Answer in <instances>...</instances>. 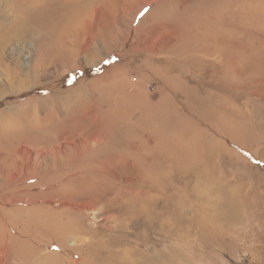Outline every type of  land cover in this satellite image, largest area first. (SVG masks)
I'll use <instances>...</instances> for the list:
<instances>
[{
	"label": "rangeland",
	"instance_id": "rangeland-1",
	"mask_svg": "<svg viewBox=\"0 0 264 264\" xmlns=\"http://www.w3.org/2000/svg\"><path fill=\"white\" fill-rule=\"evenodd\" d=\"M233 1L237 10L236 20L234 34L230 31L228 39L232 41L235 37L238 49H248L249 46L253 49L264 40V34L260 32H264V0ZM143 2L36 0L33 3L32 0H0V39L2 35L6 36L5 40H0L3 50L0 55V224L3 225L1 233L11 235L12 241L6 234L0 238L15 249L13 252L8 250L7 264H169L165 257L171 256L164 254L169 252L167 246L171 241L163 237L157 226L154 227V221L149 222V217L138 223L134 209L127 208L122 200L125 190L120 180L134 181V175L143 173L147 180L149 157L171 159V162L164 160L165 168H172L174 158L183 157L167 154L165 148L170 145L162 136L167 131L163 130L166 123H156L155 129L160 128V133L150 137L153 125L149 117L154 118L155 112L163 105L168 107L173 99L186 113L189 112L182 104L184 94L176 95L171 82L180 88H190L188 93L193 92V96H197V92L192 88L202 92L212 84L213 70L188 60L187 53L192 46L202 45L205 49H213L208 47L213 42L214 26L212 24L211 28L209 19L213 1L153 0L147 5ZM73 3L77 5L74 9L70 8ZM240 4H244L246 11L243 7V11H240ZM43 5L47 7V25L30 33L27 27L31 26L25 23V19ZM197 7L203 8L200 23L194 18L196 15L193 11ZM90 8H97L100 14L94 11L90 16ZM149 10L153 12L148 19L153 21L143 26L140 21ZM79 20H82L80 25L86 22L87 27L100 30L102 39L90 41L84 52L79 47L74 51V47L78 46L74 39L76 32H69L79 26ZM138 26L142 29L135 31ZM21 29L25 33L22 37L19 36ZM220 30L223 32L221 27L218 32ZM190 31L193 35L188 37ZM218 32L217 36L224 40L226 33L219 35ZM187 37L192 38V42L184 41L179 46L178 40ZM63 38L66 43L61 42ZM172 41L176 42L172 44ZM173 45L176 50H171ZM200 55L206 60L205 55ZM218 55L207 59L218 65ZM222 57L225 61L230 59ZM28 66L32 67L28 69ZM225 67V70L231 69L228 63H225ZM113 68L119 69V73L115 81L111 79L112 84L110 82L106 86L104 80H96L104 79ZM7 69L13 71L14 75L5 73ZM106 89L108 91L104 97L110 91V98L119 101L120 111L111 108L109 113H105L111 105L100 94L104 95ZM136 90L143 96L139 97L140 100L130 95ZM98 107L101 109H96ZM239 107L246 127L252 125L251 128L262 136L260 144L247 141V148L264 152V95L251 93L239 101ZM189 116L192 117L190 113ZM197 123V120L188 122L184 127L186 137L182 138L186 145L184 156L189 158L187 164L192 166V170L185 178L177 173L169 186L184 192L188 190L193 203L197 198L191 195V188L199 176L201 186L206 183L207 174L211 178L227 179L230 186L242 184V198L251 200L245 214L247 222L252 228L264 222V163L256 159L251 151L241 148L239 152L247 153L244 154L246 163L229 164L219 153L210 169L204 164L199 166L194 160L203 150L199 131L207 128V125L201 122L197 126ZM98 128L106 134L104 144L100 145L102 148H97L93 141L78 140L84 137L90 140L91 134H96ZM233 129L234 139L241 142L246 133L237 130L234 124ZM72 135L81 152H69L61 147L64 144L62 139ZM216 135L222 146L224 137ZM95 138L101 140L103 137ZM86 144L91 146L92 152L87 162L80 157L86 152ZM25 148L31 151V156H27ZM37 150L42 154L36 156ZM113 155L121 157L116 166V156ZM15 156L20 157L17 162L12 159ZM30 158L38 160L41 167L27 171L25 164L29 163ZM101 162L106 164L102 165ZM21 165L25 172L20 171ZM128 165L131 167L128 168ZM155 172L161 173L162 170L155 169ZM192 173L198 176L195 178ZM138 179L141 180L140 176ZM141 199L139 205H142ZM165 207L159 205L160 215L165 216ZM245 226L244 223L236 224L234 232L241 234ZM234 238L232 233L226 235L221 245L211 244L199 254L195 252V255L198 260L204 256L206 264H218L221 256L224 261L219 264L229 260L235 264V251L241 244L240 240L236 242L238 239L235 241ZM120 259H124L123 262Z\"/></svg>",
	"mask_w": 264,
	"mask_h": 264
},
{
	"label": "bare ground",
	"instance_id": "bare-ground-1",
	"mask_svg": "<svg viewBox=\"0 0 264 264\" xmlns=\"http://www.w3.org/2000/svg\"><path fill=\"white\" fill-rule=\"evenodd\" d=\"M151 1L153 0H144L143 4L147 5V3ZM212 1L213 3H211V6L213 7L212 8L213 14H212V11L209 13V19H210L211 28H212V24L214 26L213 42L208 47L211 46L213 47V49L212 50L205 49L201 45L199 47L192 46L188 49L189 53H187V51L185 52L187 53L188 60L191 59L193 60V62L195 61L198 62L201 65L200 67H208L209 69L213 70V74L211 76L212 84L208 85V87H206V89L202 92H198L197 88H192L194 92H197V96H193V92L188 93L190 92V88H187V89H184V87L180 88V87H177L173 82H171V87L174 89V91H176V95L184 94L183 96L184 100L182 104L186 107V110H188L189 112L186 113L184 109L178 106V104L173 99L172 104H169L168 107L163 105V108H161L158 112H155L154 118L149 117L151 119L150 121L151 126L153 125L150 137H153L154 135H157L160 133V128H158V130L155 129L157 128L155 127L156 123L158 124L166 123V126H164L163 130L166 129L167 131L164 132L162 136L164 137V139H166V141L169 142V145H170L169 147L165 148L167 150V154L169 156L176 155V156H183V157H179L177 159L174 158V162H172V168H168V167L165 168L164 160L167 159L169 162H171V159L165 156H163V158L165 157V159H162V160H158L157 159L158 156H152L151 158L149 157L147 161L149 162L150 172L147 173L148 174L147 180H145L146 175L144 173L134 175V178H133L134 181L130 180L127 182L126 180H120V183L122 184V188L125 190L124 195L122 196L124 198L122 200L126 204L127 208H130V210L134 209L133 214L137 215L135 219L138 221V223L140 222L141 219L146 220V217H149V222L153 223L154 221L155 222L154 227L157 226L159 232L163 233L164 235L163 237L166 240L169 239L171 241V244L167 246V249L168 250L170 249L169 252L167 254H164L165 256L167 255L171 256V257H165V259H167V263L169 264H206L204 262V259H205L204 256H202V259L198 260V258L195 255V252L199 254L200 252L205 250L204 247L211 246V244L221 245V240L224 239V236L226 235L229 236L231 233L234 234L235 241L237 238L238 240L236 242L240 240V244H241L239 249L235 251L236 255H235V259L233 260L235 264H264V222H260L257 226H254L253 228L250 227L251 225L250 222H247L246 219L248 217L245 218V214H246V211L248 210L249 201L251 200L246 201L242 198V190H243L242 184L236 183L230 186L227 183V179H215L213 177L211 178L210 175L207 174L205 177L206 183H204V185L201 186L199 184V182L202 181L200 180L201 176L197 177L198 176L197 173H192L191 174L192 176H195V178L196 177L199 178V179L196 178L195 185L193 186V188H191L193 189V194L189 192L193 197L197 198V200L193 203H192V200L189 198L190 195L188 194V190L184 192L183 190L179 188H174V187L172 188L169 186L171 180L173 181L175 180V175L177 173L181 177H184L189 171L192 170V166L187 164L189 158L184 156L186 145L184 143L185 141H182V138L186 137V132L184 131V127L185 125L187 126L188 122L190 123V121L195 122V120H197L198 121V123L196 124L197 126H200L201 122L207 125V128L203 127V129H200L201 131H199V133L202 134L203 150L201 154L198 155V159H197V156L194 157V160H197L196 162L199 164V166H202L204 164L206 165L207 169L208 168L210 169L214 158H216L217 154L219 153L221 156L227 159L229 164L242 163V162L246 163L247 160L245 159V156H242V153L239 152L241 148L247 150L248 152L251 151L257 159H259L261 162L264 163V152H261V151L257 152L254 149L249 150L246 146L247 141L260 144L262 142V136L257 132L255 128L254 129L251 128L253 127L252 125H250L249 127H246L244 116L242 115L240 111V107H239V101L243 97L251 93H254L257 96L264 95V40L256 44L253 47V49L250 46L248 49L243 48V47L238 49L239 46L236 45L235 37L232 38V41L228 39V33L230 31L232 34H234V25H235V20H236L235 17H236V11H237L236 7L234 6V1L233 0H221L217 3H215L216 0H212ZM32 2L35 3L36 0H32ZM29 4H32V3L29 2ZM73 4L74 5L71 6L70 8L77 6L75 3ZM156 4L159 5L161 4V2L159 3L156 2ZM243 5L244 4L239 5L240 11L241 10L243 11V8L246 11L245 6ZM44 6L45 5L38 8L37 10L34 11V13L26 17L25 23L31 26V27H27L30 33L38 27L47 25V20H46L47 15L45 12L47 7H44ZM90 9L92 10L90 11L91 12L90 16L92 13H94V11L97 12V15L100 14L97 8H90ZM138 10H135V12H137ZM220 11L221 13H218ZM152 12L153 11L151 10L148 11L147 16L140 21L141 25L145 26L150 21H153L152 19H148V17L151 16ZM193 12H194V15H196L194 17L195 21L200 23L202 21L203 8L201 10L199 7H197ZM220 14L221 16H219ZM77 21L78 19L76 20V22ZM81 21L82 20H79L78 22L79 26L77 28L72 26L73 28L69 32H73V34H75L76 32L74 39L77 41L76 43L78 46L74 47V51L77 47H79V49H81V51L84 52V50H86V48L89 47L90 41H96L99 39L102 41V39H101L100 30L94 31L92 27L91 28L87 27L85 25L87 24L86 22L80 25ZM90 22L92 23V21ZM219 27H221L223 32H221V30L218 32ZM140 29L142 28L138 26L136 27L135 31H139ZM27 31L28 30H26L25 32L27 33ZM20 32H21V35H19L20 37H22V35H25L22 29ZM217 32L219 33V35H223L225 32L226 33L225 39L220 40L221 38L217 36ZM260 32L264 34L263 30H261ZM192 35H193L192 31L188 32V37ZM2 36H3L2 39H4L5 35H2ZM252 36H253V33H252ZM188 37L186 39L180 38V41L178 40V42L180 43L179 46H182V43L184 41L192 42V38H188ZM9 42L10 41L8 40V43ZM61 42L66 43L65 38H63ZM175 42H173L172 44H174ZM205 42H207V40ZM39 45L41 47V44ZM3 46L4 45H2V48ZM44 46L46 45L44 44ZM171 50H176L174 45L171 46ZM200 52L203 55H205L206 60L202 59ZM2 53H3V50L0 47V55H2ZM171 53H174V52L171 51ZM220 54H222L225 57H229L230 58L229 61H225L223 59L224 57H222V55ZM216 55H218L220 58V62L218 63V65L213 64L212 61L207 59V58H211L214 56L216 57ZM225 63H228L231 66V69L225 70V68L227 67V66L225 67ZM31 67L32 66H28V69H30ZM118 71L119 69L113 68L111 69L108 75L104 76V79L98 78L96 80H102V81L104 80L105 85L108 86L110 82L111 84L113 83L112 80L115 81L117 79L116 77L119 73ZM4 72L5 73L7 72L9 76H11L13 71H10L7 69ZM134 88H135V85H134ZM107 91L108 89L104 91V95L100 94V97L103 96V100L108 101V104L111 105L109 108H107L105 113H109L111 108L114 109V111L116 112L120 111L118 107L120 103L117 99L114 98L115 101H113L110 98V95H111L110 91L108 92V95L104 97ZM139 94L140 92L138 93V90H136V91H133L130 95L140 100L139 97H143V96H140ZM196 100L199 103V105L197 103L198 107L195 104ZM96 109H101V108L98 107ZM168 113H170L171 115H167ZM189 113L192 115V117L189 116ZM172 119H176V120L172 121ZM96 120H97V117H96ZM116 120L118 119H115V121ZM147 121H149V119H147ZM214 123H216L214 127H209V125H213ZM233 124L235 125L237 130H241L246 133L245 136L242 137L241 142H238L237 140L234 139L235 130L233 129ZM214 130H215V133H214ZM104 132H105L104 130L98 128V131L95 132L96 134H91L90 140L86 139L85 137L78 138V140H80V142L81 141H85V142L93 141V143L96 145L97 148H102L100 145L104 144L105 142L106 134ZM216 134L224 137L225 141L223 142L224 144L222 146L220 145L221 142L216 139L218 138ZM95 136L96 137L101 136L103 138L101 140H98L95 138ZM225 136L227 137L225 138ZM74 138L75 136L72 135V136H67L64 139H62L64 144H62L61 147L65 151L72 152L74 150H79L81 152L80 146L76 142L73 141ZM231 145H233V148L231 147ZM90 147L91 146H89L88 144L86 147V152L84 153V156H82L83 154L81 156L79 155L83 161L87 162L90 159V156H92ZM130 148L132 147L130 146ZM25 149H26L25 151L27 153V156H31V151H29L27 148ZM19 151L21 152V150ZM36 153H37L36 156L42 154V152H40L39 150H37ZM113 156H116L115 157V166H116L119 164V160L121 159V157H118L117 155H113ZM12 159L14 162H17L18 159H20V157L15 156ZM28 161L29 163L27 162L25 164V169L27 171L28 169L32 170L33 168L41 167L38 160H33L32 158H30ZM197 163L195 164L196 166L198 165ZM101 164L103 165L106 163L101 162ZM21 167H22L21 168L22 170L20 171L23 172L24 170L23 165H21ZM127 167L130 168L131 166L128 165ZM154 168L160 169L162 170V172L157 173L155 172ZM204 168L205 167L203 166V170ZM205 172L210 173V171H205ZM138 176H140L141 180L138 179ZM108 197L112 198L110 196ZM140 199H141L142 205L138 204V201ZM165 201L167 203H164ZM65 204L66 202L63 203V205ZM161 204L166 206L165 216L160 215L159 213V210H160L159 205ZM129 215L131 216V214ZM238 223H244L246 225L241 231V234L234 232V227ZM2 229H3V225L0 224V237L6 234L9 237V240L12 241L11 235H9L8 233H1ZM4 241L0 238V264H5V263L7 264L6 257H7V254L9 253L8 251L9 249H11L12 252L13 250L15 251V249H13L14 246L12 247L11 244L8 245L6 244L7 242H4ZM218 249H220V246L218 247ZM123 260L124 259H120V262H123ZM223 261L224 259L221 256L220 260L218 261V264L222 263ZM231 263L232 262L229 260L228 262H225L224 264H231ZM146 264H149V263L147 262Z\"/></svg>",
	"mask_w": 264,
	"mask_h": 264
},
{
	"label": "crops",
	"instance_id": "crops-1",
	"mask_svg": "<svg viewBox=\"0 0 264 264\" xmlns=\"http://www.w3.org/2000/svg\"><path fill=\"white\" fill-rule=\"evenodd\" d=\"M231 146H232V145H231ZM241 151H243V150H241ZM244 154H247V153L244 152V153L242 154V156H245ZM256 159H257V158H256ZM258 160H259V159H258ZM259 161H260V160H259Z\"/></svg>",
	"mask_w": 264,
	"mask_h": 264
},
{
	"label": "snow or ice",
	"instance_id": "snow-or-ice-1",
	"mask_svg": "<svg viewBox=\"0 0 264 264\" xmlns=\"http://www.w3.org/2000/svg\"><path fill=\"white\" fill-rule=\"evenodd\" d=\"M143 14V13H142Z\"/></svg>",
	"mask_w": 264,
	"mask_h": 264
}]
</instances>
